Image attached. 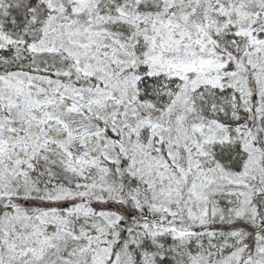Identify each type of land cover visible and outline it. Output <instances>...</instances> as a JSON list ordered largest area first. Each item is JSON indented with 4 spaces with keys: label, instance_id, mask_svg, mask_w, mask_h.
Segmentation results:
<instances>
[{
    "label": "snow or ice",
    "instance_id": "obj_1",
    "mask_svg": "<svg viewBox=\"0 0 264 264\" xmlns=\"http://www.w3.org/2000/svg\"><path fill=\"white\" fill-rule=\"evenodd\" d=\"M0 264H264V0H0Z\"/></svg>",
    "mask_w": 264,
    "mask_h": 264
}]
</instances>
